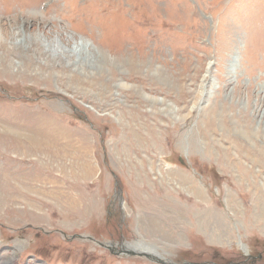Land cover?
Masks as SVG:
<instances>
[{
  "label": "rangeland",
  "instance_id": "obj_1",
  "mask_svg": "<svg viewBox=\"0 0 264 264\" xmlns=\"http://www.w3.org/2000/svg\"><path fill=\"white\" fill-rule=\"evenodd\" d=\"M35 32L47 66L0 61V260L264 264V0H0L3 48Z\"/></svg>",
  "mask_w": 264,
  "mask_h": 264
},
{
  "label": "bare ground",
  "instance_id": "obj_2",
  "mask_svg": "<svg viewBox=\"0 0 264 264\" xmlns=\"http://www.w3.org/2000/svg\"><path fill=\"white\" fill-rule=\"evenodd\" d=\"M41 23V22H40ZM25 24H26V20H25ZM44 24V23H43ZM40 28V32L42 31L43 33H45L46 35H48L50 32V30H48L47 26H43L42 23L41 25L39 26ZM29 33V32H28ZM48 33V34H47ZM63 33V34H62ZM32 34V33H31ZM29 34V36L27 37L26 34H25V37L17 42V44L15 45H11V46H7V45H4V48L2 47V45H0V48L2 50V52L0 53V61H1V68L3 70H8V68L12 65V63L10 62H7L6 61V58L5 55L8 53V54H11V53H14L16 59H18L19 61L16 62V65H20V66H24V67H28L31 63H34L36 62V59L39 60V64L41 66H47L46 64V56L49 55L48 53V50L44 44L45 47H43V51L40 47H42L41 44L38 43V41L40 42V38L44 37L45 36H40L38 38V34L35 32L34 34ZM57 36H59V39H62L65 41H68L70 40L71 42L76 38L75 36L73 35H67L65 34L63 31H59L57 30L56 33ZM6 35V34H5ZM6 37L8 38V36L6 35ZM19 37V36H18ZM48 38V37H47ZM73 39V40H72ZM5 40V39H4ZM76 40H78V38H76ZM52 41V40H51ZM48 42V40H47ZM69 42V41H68ZM78 43V41H76ZM53 42H51L52 44ZM49 46H51L50 43H48ZM69 45V44H68ZM84 45V44H83ZM85 46V45H84ZM54 48V47H53ZM55 49V48H54ZM57 49V48H56ZM59 50V49H58ZM62 50V49H61ZM74 48H71L69 49L70 51V54L72 55L73 52H74ZM18 51V52H16ZM56 52H61V51H56ZM66 54L64 55H60V53L57 55H60V61H62L61 59L62 58H65L67 57L69 54L68 51H66ZM78 55H81V56H84L85 54L83 52H80ZM78 55L76 56V58H73V57H70L69 62L67 64H69L71 66V64H75L76 65H81V62H77L78 61ZM98 58L101 57V54L97 55ZM25 57L27 59H25ZM69 57V56H68ZM87 58V57H86ZM89 58V57H88ZM43 62V63H42ZM26 64V65H25ZM65 65V63H64ZM211 65V62L209 61L208 63V68L210 67ZM17 71V70H16ZM208 73L209 71L206 70ZM204 85H201L200 87V94L202 95L203 94V88ZM202 99V98H201ZM206 99H202V102H205ZM206 104V103H205ZM204 105V104H203ZM202 106V105H201ZM28 243L27 240H18V239H15L13 241V249L17 250V249H22L23 246ZM239 245V247H241L242 249H244L245 251H247V247L243 244V243H240V241L237 243ZM123 249H126V250H133V251H137V252H142V253H146L148 255H152V256H155V257H158L160 259H163V260H166L165 257L162 256V254L160 252L157 251L156 247L150 243H145V242H142V241H139V240H136L132 243H129V242H125L123 243L122 245ZM12 259V258H11ZM11 259L8 261V259H5V260H0V264H7V263H10L11 262ZM8 261V262H7Z\"/></svg>",
  "mask_w": 264,
  "mask_h": 264
},
{
  "label": "water",
  "instance_id": "obj_3",
  "mask_svg": "<svg viewBox=\"0 0 264 264\" xmlns=\"http://www.w3.org/2000/svg\"><path fill=\"white\" fill-rule=\"evenodd\" d=\"M125 253H127V254H135V255H137V256H144V257H146V258H148L149 260H151V261H154V262H157V263H167L165 260H163V259H160V258H158V257H155V256H152V255H148V254H146V253H142V252H135V251H131V250H128V251H124ZM184 264H196V263H186V262H184Z\"/></svg>",
  "mask_w": 264,
  "mask_h": 264
}]
</instances>
